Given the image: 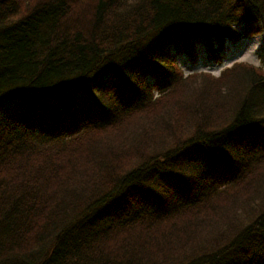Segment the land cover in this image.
I'll use <instances>...</instances> for the list:
<instances>
[{"label": "trees", "instance_id": "trees-1", "mask_svg": "<svg viewBox=\"0 0 264 264\" xmlns=\"http://www.w3.org/2000/svg\"><path fill=\"white\" fill-rule=\"evenodd\" d=\"M240 24L264 0H0V264H264V73L170 57Z\"/></svg>", "mask_w": 264, "mask_h": 264}, {"label": "rangeland", "instance_id": "rangeland-1", "mask_svg": "<svg viewBox=\"0 0 264 264\" xmlns=\"http://www.w3.org/2000/svg\"><path fill=\"white\" fill-rule=\"evenodd\" d=\"M235 28L237 30L241 29L242 25H236ZM241 36L244 37V35H241ZM241 36H238L237 37L238 39L234 40L231 44H229V46H227V54L223 58V64L222 66H220V68L219 67H213V68L206 67L207 63H205L204 58H203L204 54L202 53V51L204 50V47L198 46L199 44L195 45L196 49L194 50L195 52L194 56L191 54L183 55V54L174 53V52L170 54L175 56V59H176L175 64H178L184 70V76L188 74H193V73L205 74L204 71H208L211 73L212 76L214 75L213 77H218L222 69L231 66L235 62H246L250 65L260 66L264 68V64H263L264 63V45H263L264 43H262L264 42L263 35L259 34L255 37H252L251 39L249 37L244 40H242L243 39L242 37V39L239 40ZM236 42L240 43L239 47H236V46L234 47ZM260 49L262 50L260 51ZM257 54H259V57H256ZM144 80H145L146 85H152L154 83V78H152L149 75L145 76ZM196 81L200 82L199 80H196ZM203 87L204 86L202 84L198 83L192 86L190 92L194 90L196 92L198 90H201ZM188 91H189V88H188ZM179 94L180 92L178 93V95ZM62 114H65V113H62Z\"/></svg>", "mask_w": 264, "mask_h": 264}]
</instances>
